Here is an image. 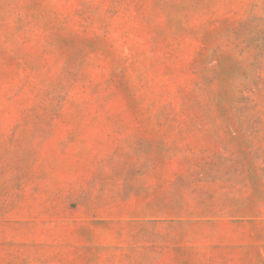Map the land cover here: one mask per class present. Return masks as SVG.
Returning a JSON list of instances; mask_svg holds the SVG:
<instances>
[{
	"label": "rangeland",
	"instance_id": "obj_1",
	"mask_svg": "<svg viewBox=\"0 0 264 264\" xmlns=\"http://www.w3.org/2000/svg\"><path fill=\"white\" fill-rule=\"evenodd\" d=\"M0 264H264V0H0Z\"/></svg>",
	"mask_w": 264,
	"mask_h": 264
}]
</instances>
